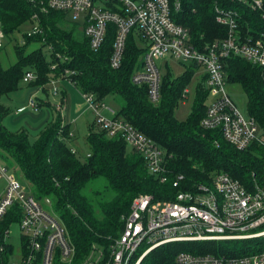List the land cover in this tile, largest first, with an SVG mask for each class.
I'll use <instances>...</instances> for the list:
<instances>
[{"label": "trees", "instance_id": "1", "mask_svg": "<svg viewBox=\"0 0 264 264\" xmlns=\"http://www.w3.org/2000/svg\"><path fill=\"white\" fill-rule=\"evenodd\" d=\"M169 1L172 5L175 0ZM179 1L178 9L172 7L171 18L187 28L191 43L198 49L227 34L226 27L216 21L215 7L237 14L240 39L264 43V0L261 10L238 0ZM34 19L42 33H23L21 42L14 39L13 34L24 24L31 26ZM0 24L4 32L0 53L7 43H13L15 56L7 67L0 58V157L19 168L21 182L36 199L50 200V210L65 227L77 260L93 244L106 246L121 233L122 218L130 211L133 198L140 194L173 200L179 190L194 189L200 183L210 185L212 176L219 172L238 179L249 191L256 186L264 189V146L252 142L239 150L223 138L218 128L205 129L200 125L208 91L205 74L193 83L200 70L195 63L179 62L184 70L175 75L165 62L164 71L161 68L160 98L152 103L146 85L132 81L145 51L134 29L127 35L120 65L112 68V23L107 25L104 40L96 50L84 34V24L72 20L67 12L42 13L35 0H0ZM223 69L226 82L238 83L244 90L247 113L257 122L264 138L262 68L242 57L230 56L223 60ZM28 70L35 75L28 82L31 86L44 88L52 80L69 79L82 94L92 93L103 101L110 98L115 117L132 124L164 151L168 180L161 182L150 175L139 153L129 148L121 136H109L95 123L85 137L89 150L80 159L71 150L75 139L59 111L33 139L25 129L10 130L3 122L10 109L1 99L18 89ZM187 86L192 92L190 111L184 119H178L175 110L183 101L182 92ZM179 174L183 179L178 186H172ZM18 215L14 204L0 221V263L7 261L11 249L4 243V230ZM181 251L241 257L264 251V235L169 242L150 250L139 264H175Z\"/></svg>", "mask_w": 264, "mask_h": 264}, {"label": "built area", "instance_id": "2", "mask_svg": "<svg viewBox=\"0 0 264 264\" xmlns=\"http://www.w3.org/2000/svg\"><path fill=\"white\" fill-rule=\"evenodd\" d=\"M33 1V0H32ZM249 2L252 9L261 10L262 0H238ZM42 13L50 10L67 12L72 20L83 19L84 34L93 50L98 49L105 37L107 25L115 26V37L110 65L117 68L122 60L128 33L137 31L144 44L142 65L132 77L137 84L147 87L148 99L157 103L160 98L161 69L159 62L174 59L195 63L206 75L204 86L208 91L205 115L200 125L205 129L218 128L223 138L242 150L252 142L264 146V138L253 117L245 116L236 107L225 89L226 77L223 60L230 56L242 57L262 68L264 76V43L259 40H242L237 34V14L215 7L216 21L227 29L222 39H216L198 49L193 46L187 28L171 18L172 7L178 9L180 1L171 5L169 0H35ZM264 19V10L262 9ZM27 35L42 33L38 21L24 31ZM4 44V32L0 24V47ZM32 71H26L25 83L34 79ZM190 87H185V99ZM58 96L57 87L50 92ZM87 108L93 113L95 125L109 136H121L129 148L139 153L147 172L166 182L167 168L164 151L143 132L122 118L115 117L116 110L92 93H84ZM209 98V100H207ZM27 106L37 109L34 96ZM56 110L61 112L62 102ZM76 153L75 148L71 147ZM89 156V155H87ZM0 178L5 187L0 196V221L16 204L19 215L10 222L19 225L20 250L17 261L9 259L13 246L8 242L9 225L3 239L11 246L7 261L0 264H139L153 248L174 241H220L264 235V230L248 234L264 226V189L256 186L247 190L228 173L212 176L211 184H197L194 189L179 190L173 200L154 199L151 194L133 198L130 211L123 219L121 233L106 246L93 244L81 260L76 259L65 227L50 210V200H38L7 166L0 161ZM183 175H177L172 186H178ZM175 264H264V251L241 257H217L212 254H192L181 251Z\"/></svg>", "mask_w": 264, "mask_h": 264}, {"label": "rangeland", "instance_id": "3", "mask_svg": "<svg viewBox=\"0 0 264 264\" xmlns=\"http://www.w3.org/2000/svg\"><path fill=\"white\" fill-rule=\"evenodd\" d=\"M77 22L80 25H82L83 19L79 18L77 20ZM27 26L29 27L30 25L29 24L22 25L13 34L14 39H16L18 42H21L23 40L22 35H23L24 31L28 29ZM0 58H1L2 65L4 67L9 66L10 64H12L15 61V56L13 53V43H7V45L3 48V50L0 53ZM167 61H168L169 67H171V70L175 75L180 74L184 70V66L181 63H179V61L174 60V59H169ZM165 62L166 61H164L163 65H161V61L158 63L160 66V69L162 68V71H164ZM198 73L194 76L193 83H195L199 79ZM193 83H191V84H193ZM29 87H31V85L25 84V83H23V81H21L19 86H18V89L16 91H14L8 95L2 96V99H1L2 102L10 109V111L13 110L16 100L20 101V100H24V99L28 98V96L30 95V94L28 95V93L31 92V90H29ZM34 87H37V86H34ZM225 89H226L227 93L229 94L230 98L232 99L233 103L241 111V113L245 116H248V113L246 110L247 97H246V94H245L244 90L242 89L241 85L238 83L227 82L225 85ZM15 96H16V98H14ZM34 97H35V95H34ZM75 97L76 98L71 103V106L69 109L70 114H69V111L67 112V117L69 116L67 118V120L69 121L68 123H70L69 134L75 137L74 138L75 142L72 143V147L75 148L77 156L80 159H83V158H85V155L89 150L88 145L85 141V137L89 132L91 116L89 114L83 113V110L81 109V106H80V104L82 103V100L79 99L80 97L78 95H75ZM60 98L64 99L62 93H61L60 97L58 96L54 99L53 98H50V99H51V101L57 102V101H59ZM105 100H106L105 102H107V103H110V101H111L110 98H106ZM207 100H209V98ZM191 102H192V92L190 90L187 97L185 99L183 98V101L180 102L178 108L175 110V115L178 119H184L187 116V114L190 111ZM82 105H83V103H82ZM93 119H94V117H93ZM8 128H10L11 130H14L9 125H8ZM260 134L262 135L261 131L258 132L259 136H260ZM30 137L32 139L34 138L32 136H30ZM0 161L7 166L8 173L15 174L16 177L20 181H22V174H21L19 168L11 160H5L4 161L0 157ZM4 187H5V180L3 178H0V196L3 193ZM260 229L264 230V226L253 229L248 234L257 233L260 231ZM259 236H261V235H259ZM255 237H257V236H255ZM247 238H251V237H247ZM238 239H245V238H238ZM8 242L13 246V252H12L11 256H9V259L12 262L17 261V254L19 253L20 242H21V232L19 231V225L17 223H12L11 225H9Z\"/></svg>", "mask_w": 264, "mask_h": 264}, {"label": "crops", "instance_id": "4", "mask_svg": "<svg viewBox=\"0 0 264 264\" xmlns=\"http://www.w3.org/2000/svg\"><path fill=\"white\" fill-rule=\"evenodd\" d=\"M198 74H199L198 78H200V76L203 75L204 73L203 71L200 70ZM53 87H57L58 96L60 97L62 93L64 99L60 98L59 101L57 102L51 101L50 98L54 99V97L50 95V92L53 89ZM29 90H31V92L28 93V95L30 94L28 98L20 101L16 100L13 110H11L9 115L6 116V118H4L3 121L4 124L7 127L8 125L12 127L14 129L12 131L25 129L27 130L30 136L36 137L38 132L56 115L57 110L55 105L59 102H62L63 109L61 113L66 123H68L69 121L67 120V118L69 116L67 117V112L70 109L71 103L76 98L75 95H78L80 97L79 99L82 100L83 105L81 103L80 106L81 109L83 110V113L89 114L91 116L90 125L94 124L93 113L87 108L86 103L82 96L83 94L72 84V82L69 79L52 80L51 82L47 83L44 86V88L41 86H37V87L31 86L29 87ZM34 95L38 103L37 109H31L27 106L29 98ZM14 98H16V96ZM108 104L114 107L111 103ZM72 138L75 137L72 136Z\"/></svg>", "mask_w": 264, "mask_h": 264}]
</instances>
